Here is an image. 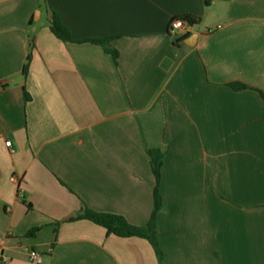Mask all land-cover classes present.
I'll list each match as a JSON object with an SVG mask.
<instances>
[{
	"label": "crops",
	"instance_id": "1",
	"mask_svg": "<svg viewBox=\"0 0 264 264\" xmlns=\"http://www.w3.org/2000/svg\"><path fill=\"white\" fill-rule=\"evenodd\" d=\"M41 2L0 0V242L11 264H160L147 239L78 218L87 207L146 225L151 149L163 153V263L264 264V100L230 86L264 91V0ZM48 6L70 40L42 22ZM185 14L201 22L174 45L170 21ZM106 38L109 50L89 41Z\"/></svg>",
	"mask_w": 264,
	"mask_h": 264
},
{
	"label": "trees",
	"instance_id": "2",
	"mask_svg": "<svg viewBox=\"0 0 264 264\" xmlns=\"http://www.w3.org/2000/svg\"><path fill=\"white\" fill-rule=\"evenodd\" d=\"M44 3H48L47 0H42ZM206 4L209 3V0H204ZM48 24L51 31L60 39L70 40V32L68 28L63 24L60 17L53 11V9L48 6ZM179 18L184 19L189 22L191 26H195L201 22V18L199 16L193 14H185L179 16ZM183 40L182 38H178L174 41V45H178ZM89 41L102 45L104 48L108 49L107 46L111 41V38L106 39H90ZM109 50V49H108ZM110 52L113 55L114 60L117 62L118 53L116 50L110 49ZM29 61V60H28ZM29 64L28 62L25 64L23 73L26 74L28 71ZM230 86L236 90L242 89H254L256 90L262 99L264 100V91L254 88L248 84L241 82L231 83ZM148 154L151 159V167L155 178V186H154V204L153 211L151 213L150 219L144 226H138L131 224L126 220V218L122 215L115 213H106V212H98L92 210L90 208L84 207L82 214L78 216V218L88 219L98 225L103 226L109 233H113L115 235L121 237H132L138 236L147 239L153 246L155 253L158 257L159 263H163V252L159 244L158 234H157V225H156V217L157 213L163 207L162 197L160 193V178H161V167L163 163V153L158 149L148 150ZM37 228L31 230L28 235H33Z\"/></svg>",
	"mask_w": 264,
	"mask_h": 264
},
{
	"label": "built area",
	"instance_id": "3",
	"mask_svg": "<svg viewBox=\"0 0 264 264\" xmlns=\"http://www.w3.org/2000/svg\"><path fill=\"white\" fill-rule=\"evenodd\" d=\"M191 27L192 26L190 25V23L185 21L184 19L179 17H174L170 21L169 34L171 36L176 37V39L182 38L184 35H186L189 32ZM5 143L8 147L11 148V150H13L11 140H6ZM29 257L32 261H35L37 263H42L43 261L42 256L34 250L30 251ZM0 264H11V260L5 254L4 247L1 242H0Z\"/></svg>",
	"mask_w": 264,
	"mask_h": 264
},
{
	"label": "rangeland",
	"instance_id": "4",
	"mask_svg": "<svg viewBox=\"0 0 264 264\" xmlns=\"http://www.w3.org/2000/svg\"><path fill=\"white\" fill-rule=\"evenodd\" d=\"M41 3H42V6H44V1H42ZM42 22H43V23H48L47 16H46L45 12H44V14H43ZM172 37H173L174 39H176V37H174V36H172Z\"/></svg>",
	"mask_w": 264,
	"mask_h": 264
}]
</instances>
